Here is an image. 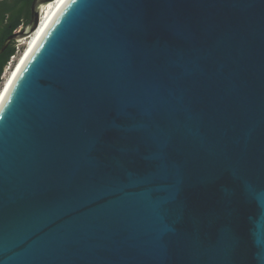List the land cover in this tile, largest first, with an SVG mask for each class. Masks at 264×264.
Masks as SVG:
<instances>
[{
    "label": "water",
    "instance_id": "95a60500",
    "mask_svg": "<svg viewBox=\"0 0 264 264\" xmlns=\"http://www.w3.org/2000/svg\"><path fill=\"white\" fill-rule=\"evenodd\" d=\"M0 101V264H264V0H33Z\"/></svg>",
    "mask_w": 264,
    "mask_h": 264
},
{
    "label": "trees",
    "instance_id": "16d2710c",
    "mask_svg": "<svg viewBox=\"0 0 264 264\" xmlns=\"http://www.w3.org/2000/svg\"><path fill=\"white\" fill-rule=\"evenodd\" d=\"M33 0H0V48L7 37L30 21V7ZM16 43L12 44L0 56V87L2 75L11 57L15 55Z\"/></svg>",
    "mask_w": 264,
    "mask_h": 264
},
{
    "label": "bare ground",
    "instance_id": "6f19581e",
    "mask_svg": "<svg viewBox=\"0 0 264 264\" xmlns=\"http://www.w3.org/2000/svg\"><path fill=\"white\" fill-rule=\"evenodd\" d=\"M53 6H54L53 2L47 3V4L42 6L40 26H39L38 30L34 34H32L29 38H26V39L21 41V43L25 45V49L22 52V54L20 55L18 61L13 65L14 67L10 70L5 71V75L3 77L4 82L2 84V87L0 88V101H1L2 97L4 96L6 89L10 85L15 73L17 72L18 68L20 67L23 59L25 58V56L27 55V53L31 49L33 43L37 39L38 35L41 33L42 29L44 28L46 21L49 18L50 14L53 10Z\"/></svg>",
    "mask_w": 264,
    "mask_h": 264
},
{
    "label": "built area",
    "instance_id": "2783aa9c",
    "mask_svg": "<svg viewBox=\"0 0 264 264\" xmlns=\"http://www.w3.org/2000/svg\"><path fill=\"white\" fill-rule=\"evenodd\" d=\"M22 28H23V27H21V28L18 29L17 31L21 30ZM15 46H16L15 55H13V56L11 57L10 62L8 63V65H7L6 68H5V71L11 68V63L13 62L14 58H16V56H17L18 54H22V52H23L22 49H21L22 43H16ZM2 84H3V79H2Z\"/></svg>",
    "mask_w": 264,
    "mask_h": 264
},
{
    "label": "rangeland",
    "instance_id": "374dc122",
    "mask_svg": "<svg viewBox=\"0 0 264 264\" xmlns=\"http://www.w3.org/2000/svg\"><path fill=\"white\" fill-rule=\"evenodd\" d=\"M21 49H22V51H24V49H25V45H24V44H22ZM20 55H21V54H18V55L16 56V58H14L13 62L11 63V68H10V69H12V68L14 67L13 65L18 61ZM10 69H8V70H10ZM4 75H5V70H4V73H3V75H2V79H3ZM3 82H4V79H3ZM1 87H2V86H1ZM1 87H0V88H1Z\"/></svg>",
    "mask_w": 264,
    "mask_h": 264
}]
</instances>
